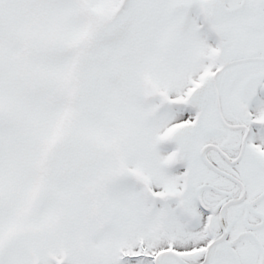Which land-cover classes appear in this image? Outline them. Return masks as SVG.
<instances>
[{
	"label": "snow or ice",
	"instance_id": "obj_1",
	"mask_svg": "<svg viewBox=\"0 0 264 264\" xmlns=\"http://www.w3.org/2000/svg\"><path fill=\"white\" fill-rule=\"evenodd\" d=\"M0 264H264V0H0Z\"/></svg>",
	"mask_w": 264,
	"mask_h": 264
}]
</instances>
